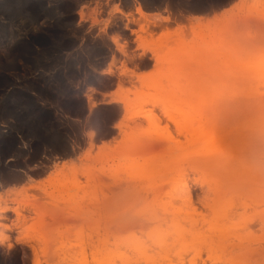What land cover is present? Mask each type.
<instances>
[{
  "label": "rangeland",
  "instance_id": "1",
  "mask_svg": "<svg viewBox=\"0 0 264 264\" xmlns=\"http://www.w3.org/2000/svg\"><path fill=\"white\" fill-rule=\"evenodd\" d=\"M113 82L129 111L92 97ZM263 86L264 0H0V264H160L150 254L163 236L197 240L183 264H264V154L244 149L231 184L212 161L187 169L190 202L165 194L212 125L246 134L257 119L214 113L212 89ZM164 89L184 92L170 116L141 102L166 104ZM183 212L195 229L152 219Z\"/></svg>",
  "mask_w": 264,
  "mask_h": 264
},
{
  "label": "bare ground",
  "instance_id": "2",
  "mask_svg": "<svg viewBox=\"0 0 264 264\" xmlns=\"http://www.w3.org/2000/svg\"><path fill=\"white\" fill-rule=\"evenodd\" d=\"M135 11L139 16H141L144 19H146L148 17H155L158 15V14H156V15L152 14L151 15L150 13L143 11V9L139 5H137L135 7ZM116 12H118L119 14L121 13L125 17L129 16L128 13L122 12L119 9L116 10ZM79 16L81 19H83L81 12H79ZM163 19L168 21V17H164ZM132 20L135 21L134 19H132ZM146 26H147V24H146ZM146 26L143 24L142 26H140V30L144 31L146 29ZM138 38H139V36H138ZM111 41L117 50H119L120 52H123L124 45L119 42L118 37L111 38ZM123 53H125V52H123ZM174 59L175 58H173V60ZM157 60H159V58H157ZM124 66L121 68V73L136 75L138 77V79H141V77H144L143 71H140L139 73H135V72H133L132 69H129V68L124 67ZM100 72H105V73L111 72L112 73V70L110 67H108L106 70L103 69ZM132 73H134V74H132ZM153 83L155 84V82H153ZM256 86H258V85H256ZM259 88H261V87H259ZM158 90H160V89H158ZM163 92L165 93L166 102H167L166 104H164V103L159 104L157 98H155V97H152V98L146 97L141 102H151L154 106L161 105L164 109V112H166V114L168 116H170V113L172 111L171 104H174V102L176 100H178V101L181 100L184 92L182 90H170V89H166V90L164 89ZM223 96H224L225 102L220 101V98H222ZM109 97L113 101H117V102L122 103L124 105L125 111L126 112L129 111L130 104L126 103L125 100L118 93H114V94L111 93V94H109ZM210 97L212 98V100H211V98L209 100V98H207V97L205 100L208 102L211 101V104H209V105L212 108V110H214V113L226 114V117L230 118V119H232L234 116H236L242 112L248 113V114L253 113L254 115L256 113L257 119L254 116L256 120L254 119L255 121L253 122V124L257 123L258 125L253 126V124H251L252 122L248 123L249 125L250 124L252 125V127L250 126L251 127L250 129H252V130L246 132V134H240L237 132L238 130L235 131L231 127H230L231 129H228L227 131H223V132L218 134V132H219V126L218 125H216V126L212 125L211 126L207 123H203L202 125L206 126V129L208 126H211L210 128H212V132H213L212 136L209 135L210 137L206 138L207 141L209 140L208 144H207V148L203 149L202 151H199L201 149L193 151V153H192L193 155L191 156V158L193 157V159L190 162L189 167L184 166L181 169L179 168L180 170L178 171V173L177 174L175 173V175H178V179L180 178L181 181L180 180L176 181L173 184V186H171L169 188V190L165 193L166 195L168 194L169 198L172 200H173V198L179 199L180 197H183V198H187V201L190 202V196H189L190 189H189L187 183L185 182V180L183 178L185 176L187 169L204 171V169H205L204 165L208 164L210 161H212V163H217L218 165L224 166L223 171H222V179L226 180V184H231V181L233 183L234 182L233 180L235 178H238V174L236 172V169L233 170L232 165L233 164L235 165V162H238L236 160H238L237 158H240L239 155H241L245 151H248V150L244 151V149L250 148V149H252L253 152H255L259 155L264 154V89L258 90V88L257 89L252 88V89H247L245 91L212 89V95ZM203 99L204 98H202V95L199 94V98L196 100L199 107H202L204 105V103L202 102V101H204ZM95 103H96V101L92 102L91 104H89L88 107L94 105ZM252 116L253 115H251L249 117H252ZM173 117L174 116H172L171 118H173ZM198 117L204 118V117H206V115L205 116L198 115ZM250 119H253V118H250ZM150 120H152V124H153V119H150ZM200 121L201 120H199V122ZM120 122H121V120H118L115 123L116 126H118L120 124ZM244 123H245V121H244ZM157 124L158 123H156V125ZM177 128L180 132L187 133V128H186V125L184 123H178ZM222 130L223 129L221 128V131ZM204 141H206V140H204ZM200 142H201V140H200ZM102 143H104V142L102 141ZM185 154H189V152H187ZM189 157H190V155H189ZM186 161H190V160L187 159ZM239 162H240V160H239ZM161 167H163V166H161ZM179 167H180V165H179ZM175 171H173V172H175ZM74 173L76 174L77 172L75 171ZM234 175H236V176H234ZM71 178H73V177H71ZM182 178H183V180H182ZM239 179H240V176H239ZM239 179H237V181H239ZM64 181H66V180H64ZM221 185L222 184L217 185V183L212 182V184H208L207 190H208V192L212 191V193L214 195H216L218 198L223 199L224 197H227L226 195L229 192L222 190L223 187ZM0 196H1V194H0ZM229 205H231V203H229ZM226 213H227V211H226ZM176 216L177 217L174 216V217L169 218V220L166 216H162V215H161V217H160V215L154 216V217H152V219L155 220V223H157V225H159L160 228H158V226H156V228H158V229H161L160 225H163L164 223H167V222H170L171 224L175 223L178 226L182 225L183 223H189L190 225H192L191 228L193 227L195 229V227H197V223H196L197 219L194 218L193 216H191L190 213L183 212L182 214H179V216L178 215H176ZM0 226L6 228V226L3 224H0ZM185 228L187 229L186 226H185ZM182 229H184V228H182ZM158 233L161 234L162 232L159 231ZM151 234H153V233H151ZM162 235H164V234H162ZM148 236H150V235H148ZM151 236L154 237L155 235H151ZM168 238L169 237L163 236L162 240H159L160 242H158L159 248L157 246L158 249L155 250L153 254H150L151 259H158L160 264H183L184 257L186 255H188L190 252H195L197 247H198L197 246L198 245L197 240H194L192 238L189 241L185 242L180 248H174L172 246L173 241L168 242ZM154 239H155V237H154Z\"/></svg>",
  "mask_w": 264,
  "mask_h": 264
},
{
  "label": "crops",
  "instance_id": "3",
  "mask_svg": "<svg viewBox=\"0 0 264 264\" xmlns=\"http://www.w3.org/2000/svg\"><path fill=\"white\" fill-rule=\"evenodd\" d=\"M225 8H227L226 6H224ZM229 7V6H228ZM151 12H153V11H151ZM163 15V14H162ZM108 64V62H105L103 65L104 66H102V68H100V69H103V68H106L107 67V64ZM140 70H142V69H139V71ZM146 70V69H145ZM101 71V70H100ZM116 73H117V69H114V75H116ZM118 82V81H117ZM117 82H116V84H115V82H113L110 86H106V87H102V88H96L94 91H91V95H92V97H94L97 101H98V103L97 104H102V103H106V102H108V103H112V102H116V101H109L108 99H110V97H109V94H114V93H116V90H115V88H116V86H117ZM83 91H82V94H83V98L86 100V96H85V94H86V92L88 91L85 87H84V89H82ZM82 134H83V136H84V138H85V140H87V138H88V136H87V134H86V130L84 129L83 131H82ZM5 188H7V187H4V189Z\"/></svg>",
  "mask_w": 264,
  "mask_h": 264
}]
</instances>
